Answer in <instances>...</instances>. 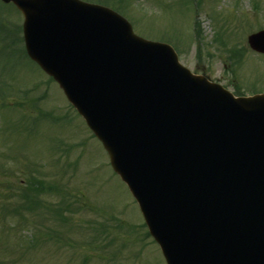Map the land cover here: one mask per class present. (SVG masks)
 <instances>
[{"label": "water", "instance_id": "1", "mask_svg": "<svg viewBox=\"0 0 264 264\" xmlns=\"http://www.w3.org/2000/svg\"><path fill=\"white\" fill-rule=\"evenodd\" d=\"M106 149L167 264H264V95L233 98L111 10L1 0ZM264 53V31L248 37Z\"/></svg>", "mask_w": 264, "mask_h": 264}, {"label": "rangeland", "instance_id": "2", "mask_svg": "<svg viewBox=\"0 0 264 264\" xmlns=\"http://www.w3.org/2000/svg\"><path fill=\"white\" fill-rule=\"evenodd\" d=\"M200 2L115 0L106 5L122 10L138 36L170 38L180 50V63L192 73L231 92L234 87L264 90V55L246 43L249 34L264 30V0H259V9L252 8V0ZM195 18L198 40L192 30ZM21 21L13 7L0 3V81L8 79L14 93L28 91L26 99L15 94L0 98V264H163L156 245L147 243L142 249V218L111 171L101 144L58 86L27 62L19 43ZM220 26L228 48H244L241 65L234 70L227 53L213 41ZM33 116L38 118L35 123ZM32 177L46 192L39 196L40 214L23 209L13 214L10 208L21 203L19 193ZM48 186L60 192L48 194ZM105 228L106 233L99 232ZM41 231L60 240L41 236ZM95 235L98 242L85 243ZM32 236L37 242L29 248Z\"/></svg>", "mask_w": 264, "mask_h": 264}, {"label": "trees", "instance_id": "3", "mask_svg": "<svg viewBox=\"0 0 264 264\" xmlns=\"http://www.w3.org/2000/svg\"><path fill=\"white\" fill-rule=\"evenodd\" d=\"M113 1H115V0H103V1L102 0H96V2L103 3V4H107L109 2L112 3ZM120 1H122V0H120ZM252 7L255 8V9H259V0H252ZM236 61H237V64H238L237 58H234L233 64H235ZM32 185H33L32 182L29 183L27 190H32V187H31ZM26 199H28V197H26ZM31 204H33V202L32 201H28V205H31ZM28 205H26V207H29Z\"/></svg>", "mask_w": 264, "mask_h": 264}]
</instances>
